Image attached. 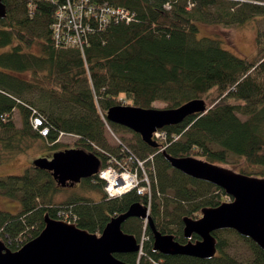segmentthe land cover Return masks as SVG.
<instances>
[{
	"label": "trees",
	"instance_id": "16d2710c",
	"mask_svg": "<svg viewBox=\"0 0 264 264\" xmlns=\"http://www.w3.org/2000/svg\"><path fill=\"white\" fill-rule=\"evenodd\" d=\"M3 2L7 15L0 18V48L7 50L0 53V161L31 151L37 144L53 153L64 150L61 135L79 137L74 147L96 154L102 168L118 166L117 161L125 162L135 154L147 160L145 170L153 194L150 214L157 228L185 242L183 217L197 218L203 208L220 205L228 199L225 191L172 168L162 151L147 145L133 131V150L122 140L123 145L116 149L96 144L107 145L105 124L126 128L107 120L108 109L115 105L129 102L151 108L162 101L167 108H178L190 100L204 99L206 113L163 128L168 134L164 150L177 157L220 163L233 154L247 163L239 172L264 177V31L257 32L255 52L240 57L223 46V39L200 36L199 27V22L226 28L246 25L264 16V0ZM82 4L87 6L81 8ZM92 6L124 8L131 20L117 22L109 16V22L100 24L89 12ZM77 32L83 49L67 42ZM35 43L37 52L26 50ZM15 110L21 120L19 127ZM110 157L115 158L110 161ZM81 183L96 189L101 198L73 195L58 206L54 198L61 187L50 172L35 167L22 175L0 177V195L20 202L16 212L0 210L7 246L17 250L39 235L47 213L99 233L132 204H148L147 194L136 189L108 197L105 181L97 176ZM168 190L176 196L170 214L157 201V193ZM144 223L129 218L123 224L124 231L135 234L139 241L146 228L141 256L137 252L117 257L132 264H264V250L233 229L214 232L218 252L212 259L162 254L154 251L153 232ZM173 224L177 228L170 226ZM23 236L26 240L19 244ZM197 238L194 235L193 240Z\"/></svg>",
	"mask_w": 264,
	"mask_h": 264
},
{
	"label": "water",
	"instance_id": "95a60500",
	"mask_svg": "<svg viewBox=\"0 0 264 264\" xmlns=\"http://www.w3.org/2000/svg\"><path fill=\"white\" fill-rule=\"evenodd\" d=\"M6 15V4L0 0V18ZM207 111L204 99H193L178 108L115 105L108 109L106 117L108 121L139 134L150 147L158 148V142L153 139L154 132ZM162 153L172 168L218 186L230 197L218 206L203 208L202 217L198 219L184 216L185 242L178 241L174 234L161 232L147 205L138 202L126 212L112 217L101 235L47 213L44 216L45 226L39 235L19 249L12 250L0 239V264H132L116 256L142 250L137 236L123 229L129 218L148 222L154 235V251L165 255L212 259L218 252L214 232L222 229H233L264 250V177L247 175L195 156L177 157L166 150ZM33 167L50 172L57 184L65 188L97 175L101 159L82 148H66L54 152L51 158L35 159ZM194 235L198 236L195 240Z\"/></svg>",
	"mask_w": 264,
	"mask_h": 264
},
{
	"label": "rangeland",
	"instance_id": "374dc122",
	"mask_svg": "<svg viewBox=\"0 0 264 264\" xmlns=\"http://www.w3.org/2000/svg\"><path fill=\"white\" fill-rule=\"evenodd\" d=\"M199 27L201 29L200 36L207 35L210 37L216 36L218 38H221L224 40L223 46L225 48L229 49L231 52L235 53L236 55L240 57H246V56L252 55L257 48V32L259 29L261 31H264V16L263 17L258 16L254 18L253 20H250L246 25H241V26H236V27L226 28L219 24H211V23H206V22H199ZM6 50L7 48L6 49L0 48V53ZM26 50L34 52V53L37 52L38 50L36 47V43L32 47L26 48ZM122 105L132 106L131 104H129V102H126V104H122ZM153 107L157 109H165L167 108V103L162 102V101H156L153 104ZM14 117H15L16 125L18 127L21 126V120H20V116L18 115V110L14 111ZM104 130H105L104 135L107 140V145L104 146L103 144L97 143L96 146H99L100 148H104V147H108V148L111 147L112 149L119 148V143L116 137L120 138V140H122L131 149H132V146L136 143V138L134 137L133 132L128 128H120V127H116L113 125L105 124ZM160 130L165 132L166 139H167L168 138L167 132L163 129H160ZM166 139L156 140V141L158 143H161V142H165ZM78 140H79V137L75 135H72V136L61 135L59 137V142L63 143L64 144L63 147H66V148H77V147H74V145L75 143L78 142ZM35 146L36 147L32 149L31 151H28L23 154H16L8 160L0 161V177H6L9 175H22L25 173L26 169L33 168V161L35 159L39 157H45V156L48 157V155L51 156L53 154L52 150L49 149V147L42 146L40 144H37ZM110 158H112V160L110 159V161H113L115 157H110ZM198 158L204 159L202 157H198ZM212 163L219 164L221 166L231 168V169L233 168L238 172L240 171L239 169L247 167V163L245 162L243 158H238L236 155H233V154H231L225 162H222V163L212 162ZM83 180H81V182H83ZM81 182L77 183L73 187L67 186L65 188H61L62 189L61 191L58 190L56 192L54 202L58 206H60L61 205L60 203H64L67 199L71 198L73 195H79L81 197H91L94 200H98L101 198L100 194L96 191V189L92 188L86 183H81ZM140 182H141V186L140 185L139 186L141 188V191L144 192V194H147V200H148L147 207L150 210L151 203H152V196H153L152 186H151L152 180L150 176L148 175L147 170L145 174L142 173L139 175V183ZM175 200H176V196L172 190H168L167 192H163V193L162 192L157 193V201L161 206V210L163 209L168 210L167 214H170V212L172 211L171 201L176 202ZM228 200H230L229 196L226 201ZM183 205L188 207L189 203L183 202ZM19 208H20L19 200L12 198V197H8L6 195H0V210L16 212L18 211ZM201 212L197 218H194L192 216L190 217L194 219H198L202 217ZM145 222L148 223L147 221ZM170 226L177 228L175 224L170 225ZM145 229H146L145 227L142 229L143 232L141 234V241H139L141 245H143V243H145V240L147 239V235L145 234ZM101 233L102 232H99L97 234L101 235ZM222 233H223V236L227 237V234L225 232H222ZM0 239L6 244L4 240V236L2 234V228H0ZM24 240H26L25 236H23L20 239L19 244H22ZM237 249L239 248L237 247ZM141 254L142 252H140V256Z\"/></svg>",
	"mask_w": 264,
	"mask_h": 264
},
{
	"label": "built area",
	"instance_id": "2783aa9c",
	"mask_svg": "<svg viewBox=\"0 0 264 264\" xmlns=\"http://www.w3.org/2000/svg\"><path fill=\"white\" fill-rule=\"evenodd\" d=\"M55 1V0H52ZM84 2H88L90 0H83ZM86 4H82L80 6L81 8L86 7ZM77 13V11H74ZM89 12L93 14L94 19L99 22L100 24H104L109 22L111 19H109V16H112L115 21L119 22V20H131L130 13L128 10L117 7L115 9H111L107 6H104L103 8H98L97 6H92L89 9ZM62 13L59 14L60 17H62ZM60 24L55 26L57 28V31L59 30ZM67 42L70 44H74L79 46L81 49H83L82 46V39L80 32H77L76 35L72 37L67 38ZM38 121V120H37ZM47 130H43V133L46 134ZM119 145H121L120 138L116 137ZM153 139L156 140H164L166 139V134L162 130H157L153 134ZM167 139L165 140V142ZM165 142L158 143L159 146L162 149L166 148ZM123 145V144H122ZM134 154V153H133ZM152 158V157H151ZM147 160H141L139 157H137L135 154L131 155L128 160H125V162L117 161L118 166H109L106 168H101L99 171L98 177L99 179H102L105 181V190L109 197L113 198L119 195H122L126 192H128L131 189H137V192L139 194H144V192L141 191V182L139 183V175L145 174V162ZM143 172H142V171ZM125 176H129L134 181H129L125 179ZM140 185V186H139ZM73 216V215H72ZM71 217V216H70ZM74 217V216H73ZM66 220V219H65ZM69 221V220H67ZM71 222V221H69Z\"/></svg>",
	"mask_w": 264,
	"mask_h": 264
},
{
	"label": "bare ground",
	"instance_id": "6f19581e",
	"mask_svg": "<svg viewBox=\"0 0 264 264\" xmlns=\"http://www.w3.org/2000/svg\"><path fill=\"white\" fill-rule=\"evenodd\" d=\"M88 37H84L83 38V41H85V42H88V39H87ZM156 149H158V151H163V149L159 146L158 148H156ZM126 178L125 179H127V180H129V181H134L132 178H130L129 176H125ZM135 182V181H134ZM131 190H133V189H131ZM131 190H129V191H131ZM128 191V192H129ZM127 193V192H126ZM125 194V193H124ZM123 195V194H122ZM119 196H121V195H119ZM117 197V196H116Z\"/></svg>",
	"mask_w": 264,
	"mask_h": 264
},
{
	"label": "flooded vegetation",
	"instance_id": "af4514ba",
	"mask_svg": "<svg viewBox=\"0 0 264 264\" xmlns=\"http://www.w3.org/2000/svg\"><path fill=\"white\" fill-rule=\"evenodd\" d=\"M52 155H53V154H52ZM52 155H51V156H49V155H48V157H49V158H51V157H52ZM61 188H63V187H61ZM134 235H135V234H134Z\"/></svg>",
	"mask_w": 264,
	"mask_h": 264
}]
</instances>
